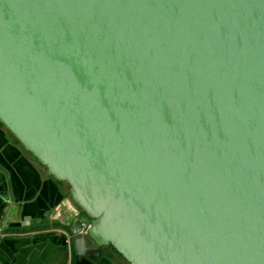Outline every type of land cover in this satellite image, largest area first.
<instances>
[{"label":"water","instance_id":"obj_1","mask_svg":"<svg viewBox=\"0 0 264 264\" xmlns=\"http://www.w3.org/2000/svg\"><path fill=\"white\" fill-rule=\"evenodd\" d=\"M0 124L75 264H264V0H0Z\"/></svg>","mask_w":264,"mask_h":264},{"label":"crops","instance_id":"obj_2","mask_svg":"<svg viewBox=\"0 0 264 264\" xmlns=\"http://www.w3.org/2000/svg\"><path fill=\"white\" fill-rule=\"evenodd\" d=\"M6 192L8 201L1 194ZM59 208V209H57ZM72 220L66 185L50 176L0 124V264H75L54 211ZM68 253V254H67ZM110 261L126 264L110 248Z\"/></svg>","mask_w":264,"mask_h":264},{"label":"built area","instance_id":"obj_3","mask_svg":"<svg viewBox=\"0 0 264 264\" xmlns=\"http://www.w3.org/2000/svg\"><path fill=\"white\" fill-rule=\"evenodd\" d=\"M82 232H85V231H82ZM67 243H69V240L67 239Z\"/></svg>","mask_w":264,"mask_h":264}]
</instances>
